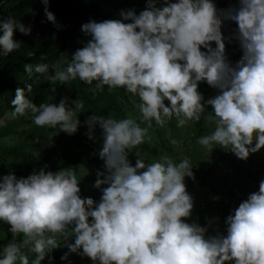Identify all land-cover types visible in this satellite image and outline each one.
I'll return each mask as SVG.
<instances>
[{
	"label": "clouds",
	"instance_id": "9594fccd",
	"mask_svg": "<svg viewBox=\"0 0 264 264\" xmlns=\"http://www.w3.org/2000/svg\"><path fill=\"white\" fill-rule=\"evenodd\" d=\"M42 2L47 20L55 23L49 0ZM165 5L157 7L156 0H149L139 15L121 11L123 20L86 23L82 31L91 39L66 67L55 63L51 73L49 65L35 67L53 84L78 79L92 86V93L105 86L109 91L123 88L138 97L134 106L140 118L94 115L86 121L90 130L98 124L103 132L99 156L105 171H98L94 187H107L98 204L81 198L77 174L69 169L56 173L41 169L20 179L3 176L0 221L10 225L13 240L0 252V264H30L29 253L35 254L31 264H41L69 237H74V243L67 244L69 253L89 257L94 264H264V180L259 168H254L250 182L259 191L246 194L248 198L227 217L224 236L206 238V227L185 222L194 207L185 183L203 187L191 161L185 158L177 164L162 157L146 164L141 148L151 140L153 121L164 127L175 118L184 127L203 117L214 124L198 140L207 151L220 146L247 160L264 149V0H239L238 8L219 11L212 0H165ZM225 20L238 25L234 36L243 55L235 66L226 56L221 31ZM17 29L25 35L31 32L13 18L0 21V55L21 47L14 39ZM25 68L32 73L33 66ZM204 81L219 90L206 103L198 91ZM74 103L75 109L66 101L37 106L17 89L11 117L28 119L30 112L35 125L59 127L72 135L80 125L77 111L84 107L79 100ZM205 104L213 109L207 115ZM130 151L137 157L135 166L128 158ZM193 175L200 177L199 187L186 180ZM21 234L23 239L17 242ZM61 259L67 260L68 253Z\"/></svg>",
	"mask_w": 264,
	"mask_h": 264
},
{
	"label": "trees",
	"instance_id": "16d2710c",
	"mask_svg": "<svg viewBox=\"0 0 264 264\" xmlns=\"http://www.w3.org/2000/svg\"><path fill=\"white\" fill-rule=\"evenodd\" d=\"M170 2L175 3L178 0H170ZM212 2L218 11L239 7V0H212ZM148 6L149 0H49L47 8L55 16L53 23L47 20L45 4L42 0H0V21L13 18L31 29L29 35L22 34L17 29L14 32V39L21 47L7 56L0 55V120L6 112H12L11 101L15 99L17 89H23L28 99L54 89L52 97L48 98V103L58 105L61 101H66V106L70 109H75L74 102L77 100L84 105L83 109L77 111L80 125L75 134L69 135L60 131L59 127L53 129L38 126L37 131L27 133L16 145L0 146V166H2L0 182L3 176L14 174L3 167L13 160L31 166L35 171L33 174L41 169L47 170L54 164H66L79 168L82 171L81 182L90 187L87 192L80 189L81 198H92L96 204L101 201L102 189L107 185H102L101 188H96L94 185L98 171H105V162L99 156V150L103 145V132L98 124L94 130H90L86 121L94 115L119 120L131 118L135 114L140 118V113L134 106L139 102L138 97H133L123 88L109 91L107 86L103 91L92 93L89 91L92 86L78 79L67 84L58 81L53 84L44 74L36 72L35 67L49 65L50 73L51 66L55 63L61 68L66 67L73 54L91 39L82 31L84 24L122 17L121 11L133 10L139 15ZM156 6H166L165 0H156ZM237 28L238 25L232 22L221 29L225 37L226 56L233 66L243 55L239 41L234 36ZM84 38L87 40L81 42L80 40ZM212 47H216L215 42H212ZM201 51L206 52L207 49L202 47ZM26 65L33 66L31 74L26 71ZM29 85L31 91L28 90ZM198 91L203 95L205 103L219 94V90L209 86L206 81L199 83ZM14 175L17 179L30 176L17 172ZM99 178L104 179L103 176ZM22 239V234L16 237L17 242ZM9 240L0 241L2 250L13 238L10 237ZM29 257L33 260L35 254L29 253ZM48 257L47 255L45 259ZM61 257L59 254H54V258L50 256L48 264L69 263L68 259L62 260Z\"/></svg>",
	"mask_w": 264,
	"mask_h": 264
},
{
	"label": "crops",
	"instance_id": "0c3cea01",
	"mask_svg": "<svg viewBox=\"0 0 264 264\" xmlns=\"http://www.w3.org/2000/svg\"><path fill=\"white\" fill-rule=\"evenodd\" d=\"M205 108L206 115L213 111L207 104H205ZM177 127L179 135L175 138L177 140L175 144L178 146L167 148V150L157 148V150H153V153L158 154L157 161H160L162 157H168L177 164L185 158L191 161L192 171L201 176L203 187L194 189L185 183L186 190L193 198L194 203L191 216L185 218V222L206 227L208 229L205 234L206 238L212 237L214 229L219 227L222 219L234 214L235 209L238 208L235 200L225 194L224 181L233 182L237 190L248 195L258 192L259 188H251L250 182L255 178L253 170L256 167L261 171V178L264 180V149L250 154L247 160L239 159L230 150L220 146H216L212 152H209L198 143V140L214 129L213 123L202 117L199 122L188 121L184 127ZM171 139H173L172 135L170 136ZM188 140H191V144L186 145ZM218 191L221 192V195L218 196L219 199L215 196ZM201 202L205 204L203 209H201ZM214 207L223 211V218L217 219L215 217L213 214ZM80 261L83 264H94L90 258Z\"/></svg>",
	"mask_w": 264,
	"mask_h": 264
},
{
	"label": "rangeland",
	"instance_id": "374dc122",
	"mask_svg": "<svg viewBox=\"0 0 264 264\" xmlns=\"http://www.w3.org/2000/svg\"><path fill=\"white\" fill-rule=\"evenodd\" d=\"M112 20H123L122 17L113 18ZM233 21H227L225 20L222 28L224 25L232 23ZM87 39H81V42H85ZM53 95V90H48L43 93H41L38 97H30L29 99L39 106L42 103H48V98H51ZM165 105L170 107V101L165 100ZM209 108L212 109V107L209 105ZM213 110V109H212ZM32 113L26 114L28 119H24V117H17L12 118L10 112H6L3 117L0 120V146L4 147H10L13 145H16L17 142H20L22 138L29 132L37 131L38 126L35 125L33 119H32ZM135 120H137V115L133 117ZM139 123V122H138ZM153 127L149 129L148 135L151 137V140H147L146 142L141 145L145 163H153L156 162L159 158L158 154L156 152L153 153V150H157V148H163L167 150V148L177 147L178 144L172 143V141L177 142L175 138L179 135L178 133V125L176 122V119L173 118L172 121H168L164 127H160L156 125L155 121L152 122ZM141 127H145V124H140ZM167 134V136H166ZM173 136V139L170 140V136ZM185 142V140H184ZM184 146V144H182ZM189 145V144H186ZM129 160L132 164V166H135L136 163V155L134 151L129 152ZM2 167V166H0ZM6 170H9L13 172L14 174L17 173H25L27 175L33 174L35 171L32 169L31 166L28 164L22 162V161H11L10 163L3 166ZM69 169L70 171H74L77 174L78 180H79V188L88 191L90 190V187L85 185L81 182L82 180V171L79 168L65 165V164H54L45 170V172L51 171L53 173H56L61 170ZM1 174V172H0ZM93 190V188H92ZM100 200V199H99ZM91 219V218H90ZM13 238V234L10 231V225L0 221V241H10L9 238ZM68 243H74V237H69L67 240L61 241L60 246L55 249L51 254L48 256L54 258V254H59L61 256H64L66 253H68V264H83L82 259L86 260L89 259V257L82 256L79 253H69V249L67 247ZM26 251V250H24ZM82 251V250H81ZM0 252H2V244H0ZM48 259H45V262H41V264H48ZM2 258V256H0ZM52 260V258H50ZM29 261L31 264V258L29 257Z\"/></svg>",
	"mask_w": 264,
	"mask_h": 264
},
{
	"label": "built area",
	"instance_id": "2783aa9c",
	"mask_svg": "<svg viewBox=\"0 0 264 264\" xmlns=\"http://www.w3.org/2000/svg\"><path fill=\"white\" fill-rule=\"evenodd\" d=\"M259 175V173H258ZM261 178V177H260ZM262 179V178H261ZM186 180L189 181L193 186L199 187L201 185V179L197 175H193V177H186ZM257 185V184H253ZM225 193L231 196L235 200L236 205L239 207V204L246 200L248 198V195L243 194L239 190H237L234 185L231 182H226L225 183ZM221 192H217L216 196H220ZM204 207L203 202L201 203V208ZM213 214L215 215L216 218H223V211L220 208L214 207L213 208ZM228 217V216H227ZM227 217L223 218V221L220 223L219 227H216L212 233L213 236L217 235H223L224 233L227 232V224L226 220ZM226 264H234V262H226Z\"/></svg>",
	"mask_w": 264,
	"mask_h": 264
}]
</instances>
